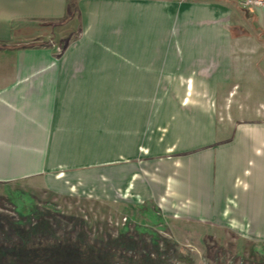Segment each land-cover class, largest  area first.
<instances>
[{
    "label": "crops",
    "instance_id": "1",
    "mask_svg": "<svg viewBox=\"0 0 264 264\" xmlns=\"http://www.w3.org/2000/svg\"><path fill=\"white\" fill-rule=\"evenodd\" d=\"M247 1L0 0V184L102 165L124 207L264 246V45L232 43Z\"/></svg>",
    "mask_w": 264,
    "mask_h": 264
},
{
    "label": "rangeland",
    "instance_id": "2",
    "mask_svg": "<svg viewBox=\"0 0 264 264\" xmlns=\"http://www.w3.org/2000/svg\"><path fill=\"white\" fill-rule=\"evenodd\" d=\"M240 10L232 28L242 38L232 43L264 45L252 12ZM256 67L264 76V64ZM108 168L62 166L67 185L0 184V264H264V246L245 228L182 224L148 204L124 207L96 180L114 173Z\"/></svg>",
    "mask_w": 264,
    "mask_h": 264
},
{
    "label": "built area",
    "instance_id": "3",
    "mask_svg": "<svg viewBox=\"0 0 264 264\" xmlns=\"http://www.w3.org/2000/svg\"><path fill=\"white\" fill-rule=\"evenodd\" d=\"M263 2H254V1H247V2H244L242 3V7H245V8H249V7H253V6H263Z\"/></svg>",
    "mask_w": 264,
    "mask_h": 264
}]
</instances>
